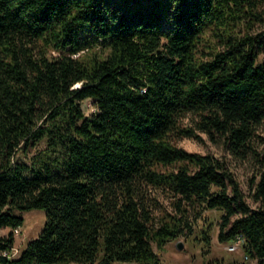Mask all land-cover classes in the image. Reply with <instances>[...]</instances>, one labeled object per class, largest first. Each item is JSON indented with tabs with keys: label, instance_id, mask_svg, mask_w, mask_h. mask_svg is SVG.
Returning <instances> with one entry per match:
<instances>
[{
	"label": "trees",
	"instance_id": "1",
	"mask_svg": "<svg viewBox=\"0 0 264 264\" xmlns=\"http://www.w3.org/2000/svg\"><path fill=\"white\" fill-rule=\"evenodd\" d=\"M257 23L264 0H0V264H162L153 242L191 230V205L264 264ZM202 133L255 158L256 206L224 159L177 143ZM42 141L51 160H19ZM31 208L43 229L3 254Z\"/></svg>",
	"mask_w": 264,
	"mask_h": 264
},
{
	"label": "rangeland",
	"instance_id": "2",
	"mask_svg": "<svg viewBox=\"0 0 264 264\" xmlns=\"http://www.w3.org/2000/svg\"><path fill=\"white\" fill-rule=\"evenodd\" d=\"M257 27H264V24H258ZM56 53L55 51H52ZM76 83L75 85H80ZM82 106L86 113H91L96 108L93 105L91 98L83 100ZM188 118H185L187 121ZM264 135V123L258 130ZM177 143L188 150L198 151L201 153H212L215 156L224 159L228 167L233 171L235 176L240 181V184L246 194L247 200L251 206H256L252 196V188L250 186L251 177L258 171V163L253 156H248L245 159L231 154L224 146L222 141L214 142L208 138L206 133H202V139L193 137H182ZM262 144L259 147L262 148ZM46 147L45 141L29 146L27 151L21 150L17 157L21 162L30 163L32 159H47L43 154V149ZM51 158H55L52 155ZM39 163V162H38ZM160 198L167 208L168 212H173L171 199L168 193L160 192ZM200 210L201 213H197ZM222 209L220 208H203L200 206H189V216L192 220V229L186 230L183 234L176 238H169L161 246L153 242L154 249L162 264H231V262H242L243 264H255L257 259L248 255L242 247L230 250L227 245L231 242L229 239L221 240L219 238V223L221 221ZM16 213L24 217L23 225L19 227V231L14 229V245L19 249L16 255L25 246L27 240L36 237L43 229L46 213L43 208H31L24 210H16ZM8 230V229H7ZM10 231V230H9ZM9 231L1 230V233ZM209 235V239L205 235ZM183 242V247L178 248L177 241ZM116 264H140L137 261H117Z\"/></svg>",
	"mask_w": 264,
	"mask_h": 264
},
{
	"label": "built area",
	"instance_id": "3",
	"mask_svg": "<svg viewBox=\"0 0 264 264\" xmlns=\"http://www.w3.org/2000/svg\"><path fill=\"white\" fill-rule=\"evenodd\" d=\"M20 227V226H19ZM19 227L14 228L15 231H19ZM243 244H244V235L243 234H238L235 238L231 240V242L227 245V248L230 250H234L236 248L242 247L243 249ZM17 252H19V249L14 245L7 248L2 251L3 254L9 256V257H15L17 256ZM245 257H247V254H244Z\"/></svg>",
	"mask_w": 264,
	"mask_h": 264
},
{
	"label": "crops",
	"instance_id": "4",
	"mask_svg": "<svg viewBox=\"0 0 264 264\" xmlns=\"http://www.w3.org/2000/svg\"><path fill=\"white\" fill-rule=\"evenodd\" d=\"M2 229H5L6 231H9V230H10V227H8V226L3 227V228L0 229V232H1ZM7 229H8V230H7ZM5 233H6V232H4V233H2V234H5ZM116 263H117V261H115L113 264H116ZM91 264H99V263H98V261H95V262H93V263H91Z\"/></svg>",
	"mask_w": 264,
	"mask_h": 264
},
{
	"label": "water",
	"instance_id": "5",
	"mask_svg": "<svg viewBox=\"0 0 264 264\" xmlns=\"http://www.w3.org/2000/svg\"><path fill=\"white\" fill-rule=\"evenodd\" d=\"M177 246H178V248H182L183 247V242L181 240H178L177 241Z\"/></svg>",
	"mask_w": 264,
	"mask_h": 264
}]
</instances>
